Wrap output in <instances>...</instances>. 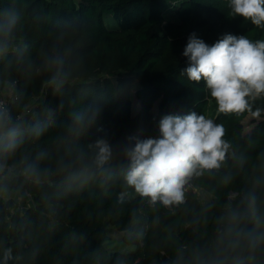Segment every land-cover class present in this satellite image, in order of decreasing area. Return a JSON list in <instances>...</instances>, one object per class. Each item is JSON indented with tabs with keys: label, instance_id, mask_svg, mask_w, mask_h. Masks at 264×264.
<instances>
[{
	"label": "clouds",
	"instance_id": "clouds-1",
	"mask_svg": "<svg viewBox=\"0 0 264 264\" xmlns=\"http://www.w3.org/2000/svg\"><path fill=\"white\" fill-rule=\"evenodd\" d=\"M14 3L0 0V201L20 202L30 187L55 186L60 196L94 181H122L157 211L183 216L189 194L197 193L198 217L165 229L163 245L172 250L166 264H264V151L251 155L254 140L240 150L226 123L217 122L221 116L264 120V0H225L229 18L253 26L246 35L224 34L211 45L195 33L189 36L181 75L204 82L202 113L164 115L158 136L138 132L116 143L86 140L102 110L100 101L71 95L74 70L67 66L70 49L58 45L63 35L31 51L20 35ZM38 77L42 89L60 98L56 108L47 98L33 102L28 85ZM66 105L68 121L57 127ZM213 108L214 113L205 110ZM126 195L121 192L120 201ZM46 207L51 216L54 206ZM159 222L157 215L153 224ZM145 227L134 225L129 239L142 240ZM188 228L203 232L181 238ZM19 258L0 241V264Z\"/></svg>",
	"mask_w": 264,
	"mask_h": 264
},
{
	"label": "trees",
	"instance_id": "trees-1",
	"mask_svg": "<svg viewBox=\"0 0 264 264\" xmlns=\"http://www.w3.org/2000/svg\"><path fill=\"white\" fill-rule=\"evenodd\" d=\"M14 7L21 16L20 35L33 53L63 35L58 45L70 49L67 66L74 70L71 95L86 103L100 101L97 123L86 137L90 141L104 137L122 142L138 132L156 137L164 115L202 113L207 104L204 82H189L181 75L187 58L170 55L183 53L192 33L211 45L224 34L253 30L242 18L227 16L225 0H15ZM165 13L172 17L163 23ZM157 26L162 31L155 30ZM41 79L28 85L32 98L45 92L48 105L56 108L60 98L42 89ZM205 110L214 113V108ZM68 113L66 105L57 127L68 121ZM244 120L221 116L217 122L226 123L229 138L240 150L256 141L251 153L255 156L264 151V120L254 121L249 129ZM27 191L30 195L24 198L32 196L33 203L14 213L8 209L10 201H0V241L20 257L9 264H166L172 250L163 245L165 229L177 220H195L201 209L199 194L190 193L186 215H167L125 189L122 181H94L60 196L55 186ZM123 191L128 195L120 201ZM46 204L55 208L51 216ZM157 215L160 222L154 225ZM134 225L146 226L142 240L129 239ZM114 232L135 250H107ZM202 232L188 228L180 236L191 239Z\"/></svg>",
	"mask_w": 264,
	"mask_h": 264
},
{
	"label": "rangeland",
	"instance_id": "rangeland-1",
	"mask_svg": "<svg viewBox=\"0 0 264 264\" xmlns=\"http://www.w3.org/2000/svg\"><path fill=\"white\" fill-rule=\"evenodd\" d=\"M172 17V15L170 13H165L163 15V23H165L166 21H168L170 18ZM155 30L157 31H162L161 27H155ZM183 53H180L178 55H170L169 59H177V60H181L183 59ZM45 98V92L42 93L40 96H34L33 102H40L42 100H44ZM254 121L250 120V119H245L244 120V124H245V128L249 129L250 127H252ZM11 204H9L8 209L11 213H14L15 211H18L19 209H23L24 207H26V205L28 203H33V199L32 196H29V198H24L22 201L17 202L16 200H9ZM114 239H111L110 241H108L106 243V249L107 250H120V251H134L135 247L131 246V245H125L123 244V242L119 241L120 240V234L118 232H114L113 235Z\"/></svg>",
	"mask_w": 264,
	"mask_h": 264
}]
</instances>
